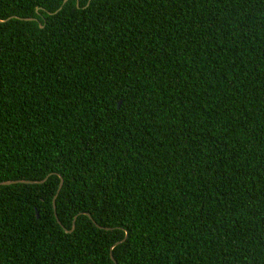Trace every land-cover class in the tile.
Returning a JSON list of instances; mask_svg holds the SVG:
<instances>
[{"label": "trees", "instance_id": "obj_1", "mask_svg": "<svg viewBox=\"0 0 264 264\" xmlns=\"http://www.w3.org/2000/svg\"><path fill=\"white\" fill-rule=\"evenodd\" d=\"M87 1L0 0V264H264V0Z\"/></svg>", "mask_w": 264, "mask_h": 264}, {"label": "water", "instance_id": "obj_2", "mask_svg": "<svg viewBox=\"0 0 264 264\" xmlns=\"http://www.w3.org/2000/svg\"><path fill=\"white\" fill-rule=\"evenodd\" d=\"M67 0H63V2H62V4L58 7V9H56L54 12H49V14H54V13H56V12H58L61 8H62V6H63V4L66 2ZM89 2H90V0H88L87 2H86V5L85 6H87L88 4H89ZM76 6L78 7V0H76ZM18 18V19H21V20H34L35 18H33V17H19V16H9L7 19H11V18ZM4 20H2V19H0V22H3ZM40 27H42V25H40ZM120 105V101L118 102V106ZM46 178L47 177H45V178H43V179H41V180H28V179H15V180H3V181H0V185H10V184H15V183H26V184H34V183H42V182H44L45 180H46ZM62 184H63V179L62 178H60V182H59V185H58V188H57V190H56V192H55V194H54V196H53V199H52V206H53V211H54V216H55V218H56V220H57V222L59 223V224H61L60 223V221H59V219H58V217H57V215H56V204H55V199H56V197H57V195H58V193H59V191H60V189H61V187H62ZM36 215H38V213H37V211H36ZM86 215L89 217V218H91V216H90V214L89 213H86ZM75 218H76V216H74V218H73V222H72V228L70 229V231L71 230H73V228H74V226H75ZM62 226V228L64 229V230H66L65 229V227L63 226V225H61ZM98 227H100V228H105V229H109L108 227H103V226H100V225H97ZM67 231V230H66ZM126 236H127V233H125V236L121 239V240H119V241H117L116 243H115V245L116 244H119V243H121V242H123L125 239H126ZM112 248H113V246L110 248L111 250H112ZM110 250V258L112 259V261L115 263V264H117L116 263V261H115V259L113 258V255H112V251ZM88 264H91V263H88Z\"/></svg>", "mask_w": 264, "mask_h": 264}]
</instances>
